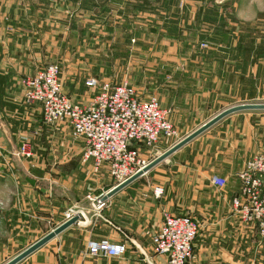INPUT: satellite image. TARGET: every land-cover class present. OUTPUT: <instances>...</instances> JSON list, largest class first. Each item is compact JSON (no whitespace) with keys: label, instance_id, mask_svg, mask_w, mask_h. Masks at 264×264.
Returning <instances> with one entry per match:
<instances>
[{"label":"crops","instance_id":"crops-1","mask_svg":"<svg viewBox=\"0 0 264 264\" xmlns=\"http://www.w3.org/2000/svg\"><path fill=\"white\" fill-rule=\"evenodd\" d=\"M117 16L123 21L121 15ZM156 21L153 27L161 30L163 22L159 18ZM66 22L62 0H0V225L4 223L11 233L3 242H34V236L47 227L49 216L55 217L58 226L68 207H82L76 209L84 216L18 264H166L164 258L154 255L151 242L166 213L189 215L198 223L193 257L188 264H264V243L257 227L242 222L231 205L239 187L237 173L258 152L259 142H264V132L259 131L263 121L255 120L253 112L234 113L222 119L109 197L101 212L81 206L87 193L106 195L114 186L112 179L106 170L97 175L91 172L90 164L81 158V141L64 142L71 133L67 126L45 125L40 106L23 100L26 78L51 63H74L67 46ZM70 31L75 38L84 29L74 21ZM167 34L162 30L160 37ZM79 48H85V43L75 50ZM165 49L171 51V47ZM76 63L81 64L80 59ZM200 63L201 75L190 76L186 71L172 78L179 86L191 85V92L202 100L197 106L226 99L241 82H236L235 76L231 78L232 72L225 69L228 60L210 51ZM186 64L187 61L181 67ZM79 79V74L60 78L70 98L77 96L70 95L67 86ZM82 88L86 89L84 84ZM24 142L30 145L31 156H14ZM68 147L77 151L74 157L67 156ZM167 149H161L162 153ZM85 164L95 179L86 175L81 180ZM54 168L60 172L58 184L51 178ZM214 177L225 179L226 185L216 188L211 183ZM156 189L162 191L161 197L154 195ZM57 198L61 205L55 207L51 203ZM97 229H104L103 234L111 242L124 244L125 254L120 258L85 257L87 242L98 239Z\"/></svg>","mask_w":264,"mask_h":264},{"label":"rangeland","instance_id":"rangeland-1","mask_svg":"<svg viewBox=\"0 0 264 264\" xmlns=\"http://www.w3.org/2000/svg\"><path fill=\"white\" fill-rule=\"evenodd\" d=\"M62 2L67 21V46L74 63H67L64 66L59 64L60 78L62 75H80L78 82L74 81L76 83L67 86L69 94L76 93L77 97L73 96V99L86 100L91 91L82 88L83 81L88 77H95L114 83L127 80L142 97H155L161 107L168 112V120L176 132V137L159 141L155 149L159 153H162L161 149L170 148L194 132L222 109L242 104H264V0H62ZM213 6L215 8L212 9ZM207 7L212 9L211 16L216 14L226 22L225 28L229 31L220 44L208 42L209 47L204 48L200 46L202 42H206L202 40L204 37L201 32L210 31L211 27L201 25L200 14ZM117 15H121L123 21L120 22V18H116ZM143 15L144 17H141ZM158 18L163 22L161 30L153 27L157 24ZM154 20L156 23H153ZM74 21L79 29H84L82 35L75 34V38L71 37L70 31ZM162 30L168 32L166 37H160ZM91 40L94 42L89 45ZM240 41L248 50L245 56L237 51ZM84 43L85 48L75 50V47ZM139 46L140 49H137ZM165 47H171V51ZM207 51L208 53L211 51L215 57L223 56L228 60L229 66L225 69L232 72L231 78L235 76L234 80L238 82L240 79L241 82L234 86L231 95L226 99L218 98V102L211 105L197 106L202 100L191 92V85L179 86L172 82L174 81L172 78L184 75L186 71L190 76L201 75L203 68L200 62L205 58ZM241 57L245 59H240ZM76 59H80L81 64L76 63ZM186 61L187 64L181 67ZM178 62L179 65L176 66ZM241 63V68H237ZM247 112H253L255 120L263 121L259 131L264 132V111H246L245 114H248ZM80 141L71 132L67 134L64 142L71 144ZM259 143L258 152L264 148V142ZM77 147L78 144L75 145V148ZM76 152L71 147L66 149L68 157H74ZM84 166L81 168V180L86 175L89 179H95L86 164ZM53 171L51 178L58 184L60 172L57 168ZM99 196L100 194L87 193L82 198L81 206L86 205L94 211L97 204L90 199ZM51 204L55 207L61 205L60 199L57 198ZM103 209L104 207L98 212ZM47 222V227L34 236L37 240L56 228L57 223L53 215L49 216ZM2 224L0 264H6L37 240L25 243L3 242L11 233L10 228ZM103 231L104 229H97L99 236L96 240L111 241Z\"/></svg>","mask_w":264,"mask_h":264},{"label":"built area","instance_id":"built-area-1","mask_svg":"<svg viewBox=\"0 0 264 264\" xmlns=\"http://www.w3.org/2000/svg\"><path fill=\"white\" fill-rule=\"evenodd\" d=\"M201 47L207 48V42ZM59 64L51 63L23 83L25 104H38L43 123L47 126L64 124L75 138L83 143L81 158L89 163L94 175L106 170L114 187L130 179L160 155L155 150L161 139L174 138L176 132L168 120V112L155 97L144 99L135 87L124 80L120 83L88 77L84 87L91 95L81 103L74 102L63 90ZM30 157L27 144L14 154ZM236 178L238 192L231 205L235 215L244 223L255 224L264 243V149L245 161ZM218 189L226 185L225 179L212 178ZM161 197L162 191H154ZM100 195L90 199L95 211L105 206ZM94 206V205H93ZM74 216H83L79 209L64 212L63 222ZM61 223V224H62ZM59 226V225H58ZM57 227V226H56ZM198 223L186 215L164 214L162 222L151 237L153 253L165 259L166 264H188L193 257V243ZM126 252L122 243L107 239L90 240L85 247L87 258H120Z\"/></svg>","mask_w":264,"mask_h":264},{"label":"water","instance_id":"water-1","mask_svg":"<svg viewBox=\"0 0 264 264\" xmlns=\"http://www.w3.org/2000/svg\"><path fill=\"white\" fill-rule=\"evenodd\" d=\"M246 111H264V104H242L237 105L231 108H228L218 115L214 116L211 120L204 123L202 126H200L198 129H196L194 132L180 140L178 143L164 151L162 154H160L158 157H156L154 160H152L146 167H144L141 171L137 172L134 176H132L127 181L123 182L122 184L112 188L109 190L106 195L102 198L103 201H106L109 197L116 194L126 186H128L130 183L135 181L136 179L140 178L144 174H146L149 170H151L153 167L167 159L170 155H172L174 152L200 136L202 133H204L206 130L214 126L216 123L221 121L222 119L226 118L227 116L239 113V112H246ZM79 220V217L74 216L70 220H67L66 222L60 224L50 232H48L45 236L37 240L35 243L27 247L25 250L20 252L18 255H16L14 258H12L10 261H8L6 264H18L22 262L24 259L29 257L31 254L35 253L37 250L45 246L47 243H49L51 240L56 238L59 234H61L63 231H65L67 228L77 224Z\"/></svg>","mask_w":264,"mask_h":264},{"label":"trees","instance_id":"trees-1","mask_svg":"<svg viewBox=\"0 0 264 264\" xmlns=\"http://www.w3.org/2000/svg\"><path fill=\"white\" fill-rule=\"evenodd\" d=\"M211 8L213 9V8H215V6H213ZM212 9H210V7L204 8L202 10L201 14H200V20L202 22L201 25L202 26L204 25L207 28L211 27L210 28V31H208V30L207 31L202 30V32H201V35L204 37V38H202V40L207 42L208 47H209V43H211V42L216 43V44H220L221 41L224 40L225 35L229 31V29H226L225 28L226 22L224 20H222V18H220L216 14H214L215 16H211L210 15V12H211ZM237 51H240V53H242V55L245 56L246 51H248V50L245 47L242 46V42L240 41L239 44H238ZM210 53H211V51H210ZM243 58L241 57L240 59H243ZM219 59H223L224 60L225 58L223 56H220ZM242 63H245V62H242ZM242 63L241 64H238L237 65V68L238 67L241 68Z\"/></svg>","mask_w":264,"mask_h":264}]
</instances>
